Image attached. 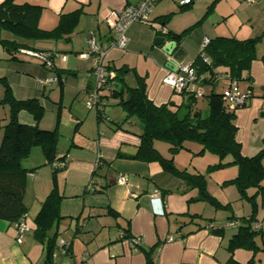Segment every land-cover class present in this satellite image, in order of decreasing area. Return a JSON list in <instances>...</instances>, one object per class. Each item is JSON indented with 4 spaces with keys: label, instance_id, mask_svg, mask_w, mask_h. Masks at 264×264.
<instances>
[{
    "label": "crops",
    "instance_id": "0c3cea01",
    "mask_svg": "<svg viewBox=\"0 0 264 264\" xmlns=\"http://www.w3.org/2000/svg\"><path fill=\"white\" fill-rule=\"evenodd\" d=\"M2 2L3 0H0V4ZM138 2L139 0H17V3L20 4L28 3L43 7L39 25L45 30L52 29L61 14H68L77 10H80L81 14L76 29L78 34L75 32L76 36L70 35L68 41L62 39L60 42H27L30 46L29 49H33V51L66 55L64 61L59 56H54L52 69H47L37 59L21 53L17 54L18 60L14 61H9L8 56L1 58L5 54L0 53V70L3 71V77L9 84L11 76L17 80H22V86L16 87L14 97L17 100L38 99L34 96L38 91V87L34 83L41 79L58 77H60L58 78L59 81L56 80L55 83L58 84L61 95H63L65 88H70L74 91L73 99L75 100L82 101L84 98L90 97L95 88L93 57L91 55L81 56L89 52L87 35L92 32L97 43L107 48L102 60L105 67L112 69L124 67L133 71V73L130 72L123 77L127 86H134V75H136L144 78L147 97L155 106L168 102L173 103V101L178 103L179 99H175L171 88L162 84V78L167 71L165 67L166 58L162 51L153 45V40L157 37L153 27H159L157 18L167 15L168 6L164 7V5L167 2L170 5L169 0H159L155 4L150 17L151 25L134 23L127 29L128 42L124 50L108 48L112 34L105 20L109 13L120 11L127 5H136ZM179 6L180 4H178ZM172 13L168 12V14ZM180 22L181 25L172 24L170 26L167 24L165 29L168 32L180 34L193 25L192 22H188L184 18ZM205 24L181 40L180 48L185 52V56L180 65L192 64L205 39L210 40L223 36V30H212L210 27H204ZM261 31V33L264 32V24ZM3 36L11 38L8 35ZM234 37L241 40L247 39L240 38L241 36ZM252 37H254L253 33L248 36V38ZM118 50L124 51L123 54L120 55ZM81 78L82 81L79 82ZM242 81L246 88L243 93H247L249 99L244 106L234 112V124L237 128L235 139L241 146L242 155L252 157L257 154L262 145L260 137L262 139L264 137V124L259 123V118L260 120L264 119V38L256 48V58L251 62L249 69L242 73ZM217 84L214 86L216 92H218L216 90ZM119 86L117 84V88H120ZM33 87L37 88L34 89ZM206 87L208 88L207 93H209L212 89L209 85H204L199 89L201 92H205L203 89ZM218 93L223 92L219 91ZM38 100L47 109V102ZM182 100L181 97L180 101L182 102ZM115 101L116 105L118 100ZM50 105L52 109L54 107L56 113L59 111L58 105L55 107L53 102ZM24 113L27 114L26 112L18 114L19 122L34 125L32 117L29 114H27L28 116L24 115ZM81 119L80 108L77 107L71 116V120L77 122V126L81 123ZM122 119L123 116L111 119L106 115L104 119L100 120L95 117L96 124L103 121L106 127L104 129L99 128L100 132H98L95 140L98 156L90 177L92 183L95 177L100 179L97 189L107 197V214L114 218L116 224L112 228H116L117 232L110 233L108 230L106 232L105 229H108L109 226H102L94 237L90 240L88 238L86 241H89L83 248L85 252L80 264H146L148 257L152 258V264H227L229 260L234 264H249L251 261L252 264H264L263 253L259 250L236 249L231 253L227 249L230 239L235 235L238 228L237 226H230V223L244 225L242 219L248 218L252 214L248 206L251 204L246 201L248 205L240 214H226V219L222 224L211 217H204L201 212L191 213L189 204L196 202H189V200L196 195L192 190L187 189L182 181L164 174L156 163L148 164L124 158L135 154L139 145L137 135L141 126L139 125V129L135 131L128 130L125 125L123 129H119L114 122H120ZM40 122L38 127L46 129ZM256 128L260 129L257 134L255 133ZM56 152L58 158L65 156L66 159L65 153H59L58 150ZM21 166L28 171L27 176L33 178L32 175L36 169L48 165L45 164L41 152L33 148L29 156L21 162ZM104 166L107 169L98 176L97 169ZM93 172L95 173L93 174ZM234 174L231 175V178H225L224 182L233 179L237 172ZM119 175L125 176V184L117 183ZM262 185H264V181ZM89 188L88 184L84 192H88ZM155 191L156 194H154ZM255 192L254 189H250L247 191V195L252 196ZM189 193L190 197L187 196ZM35 198L39 199L41 207L42 198L37 196ZM238 200L242 201L240 196ZM229 205L230 203L227 201L226 205L223 206ZM255 207L252 224L258 223L264 226V199L260 196L255 199ZM259 207L262 208L261 212ZM24 220L21 222L26 225ZM210 223L213 228H210ZM123 228L128 229V235L131 238L140 239L137 246L131 247L129 241L121 239ZM33 229L34 226L33 228L30 227V230L23 234L18 243V231L15 224L0 221V264H34L31 251L36 247H33V241L41 245L40 253L41 255L44 253L45 257L44 246L46 239L50 238L48 237L50 229L42 240H38L33 235ZM216 229L217 232H213ZM29 232H31L30 236L26 237ZM54 234L57 236V231ZM172 237L174 239L170 241L169 239ZM254 241L256 246L261 249L264 246V231L258 233ZM61 243L64 242L61 241ZM68 246L71 253L68 256L73 257L72 264H77L81 248L74 239L70 241ZM83 259H85V263H83Z\"/></svg>",
    "mask_w": 264,
    "mask_h": 264
},
{
    "label": "trees",
    "instance_id": "16d2710c",
    "mask_svg": "<svg viewBox=\"0 0 264 264\" xmlns=\"http://www.w3.org/2000/svg\"><path fill=\"white\" fill-rule=\"evenodd\" d=\"M191 6L192 1L189 5H180L179 9L183 11ZM42 11L43 7L39 5L20 4L17 3V0H3L0 4V47L8 54L9 61L18 60L17 54L21 50L33 51V49H29L30 46L27 42L56 41L59 39L68 41L81 14L80 10L61 14L57 24L52 29L45 30L39 27ZM171 15L167 14L156 20L159 21L161 29L165 30L167 38L180 46L183 37L189 34L198 23L180 34L171 33L165 29ZM3 35H8L11 38H6ZM263 37L264 32L259 36L242 40L232 35L219 36L208 40L207 45L201 48L191 66L195 70L197 87L200 88L204 85L212 87L209 93H202L201 98L206 101L205 113L197 110L198 98L190 92L179 94L183 99L179 105L168 102L155 106L147 97L144 78L134 75L135 84L132 87L124 83L123 77L130 72L133 73L132 70L124 67L119 69L106 67L107 70L115 73V78L112 81L114 90L107 91L95 83L93 91L97 93L98 97L94 108L97 120L106 117L103 109L105 100L111 98L118 100L116 105L120 106L124 112L123 119L120 122H114L117 128L123 129L124 125L131 124L130 119L133 117L140 122L141 130L137 135L139 138L137 150L134 155L124 158L148 164L156 163L164 174L182 181L187 189L196 190V196L191 198L189 202L202 201L215 207H221L219 202L207 192L203 175L189 174L186 170H179L174 166V156L182 150L189 151L186 143L194 142L200 146V150L196 154L207 151L218 157L217 164L209 167L211 171L229 165L236 166L237 175L224 184L235 186L240 199L251 204L252 214L250 217L242 219L244 225H237V232L230 239L227 249L231 253L236 249L259 250L264 256V246L259 249L254 241L260 232L252 230L253 214L256 209L255 199L257 196L264 199V185H262L264 181L262 164L264 137L262 139L263 148L255 156H243L241 146L235 139L237 128L234 124V112L229 111L225 106L223 100L225 94L216 92L214 88L218 82L214 79L218 75L214 69L218 67L225 69L223 74L225 79H235L237 82L242 80V73L249 69L251 62L256 58V48ZM204 59L209 60V62L205 63ZM42 66L45 65L42 63ZM52 67H47V69H52ZM58 78L55 79L59 81ZM117 84L120 85V88H117ZM0 85L3 88L0 105H8L10 110V117L2 127L0 142V221L16 224L24 220L27 214V207L23 200L28 171L22 168L21 162L29 156L33 148H39L45 164L52 168L53 174H56L62 168H54V163L62 162L65 167L66 160L65 156L57 157V129L48 130L38 127L46 110L39 100H17L4 77L0 78ZM20 112L29 114L34 125L20 123L18 120ZM59 116V111H57V124L59 123ZM156 141L168 145L170 158L162 157L154 148ZM90 185H92L91 182L89 187ZM250 189L256 191L252 196L247 195V191ZM60 200L61 196L53 188L43 201L33 221V235L38 240L44 239L47 231L59 219L63 218L59 212ZM224 208L226 206H223ZM209 226L213 228L211 223ZM213 232H217V229ZM55 237L56 234L53 238L46 239L43 264H54L52 253ZM121 239L131 240L127 228H123ZM67 253L71 255L70 248H68ZM146 264H152V258L148 257ZM227 264L234 263L229 260ZM249 264H252V261Z\"/></svg>",
    "mask_w": 264,
    "mask_h": 264
},
{
    "label": "rangeland",
    "instance_id": "374dc122",
    "mask_svg": "<svg viewBox=\"0 0 264 264\" xmlns=\"http://www.w3.org/2000/svg\"><path fill=\"white\" fill-rule=\"evenodd\" d=\"M169 1L171 4L169 5V2H167L164 7L168 6L167 14L168 12H173L167 23L170 26L172 24L181 25L182 23L180 21L184 18L188 20V22H192L193 25L198 23L190 33L197 28L200 29V27H203L206 23V26H204L206 28L210 27V29L216 31H218L217 29L223 30L224 37L233 35L236 37L241 36L240 38H248L251 33H253L254 37L262 34L261 28L264 24V0H253L254 4L252 5H248L246 0H192L193 5L189 9H185L183 11H181L178 7L181 0ZM56 24L57 23H55V25ZM78 25L79 23L71 33L72 36H76L78 34V32H76ZM41 41H44L45 43L47 41L55 42V40ZM56 41L60 42L62 39ZM195 50L196 49H194V51ZM118 51L120 55L124 52L120 50ZM0 53L5 54L4 57L1 58H7L8 54L1 47ZM214 72L218 75L224 74L225 69L223 67H218L214 69ZM78 77L80 78L81 76ZM0 78H3L2 70H0ZM21 81L22 80H17L14 76L13 78L11 76L10 84L7 81L13 95L16 93V87L22 86ZM81 81L82 78L79 82ZM218 81L219 83L217 84L218 86L216 90L218 92L222 91L223 94H227V79H220ZM38 82L34 83L38 87H36L38 91L34 96L47 102V109L40 124L48 130H52L54 128L57 129L56 146L59 153L62 152L66 154V166L64 169L62 168L61 170H58L56 174H53L50 166H42L35 170V173L32 175L34 176L33 178H29V176H27L23 201L28 211L26 220L24 221H26V227L29 230L30 227L33 228V220L38 213L41 204L39 203V199H36L35 197L37 196L38 198H42L41 202H43L50 191L55 188L57 193L61 196L59 212L60 216L64 218L59 219L48 232V237L50 238H53L55 231L58 233L54 240L52 260L54 264H72L74 261L73 257L62 254L63 247L61 245V241L66 243L68 246L70 241L74 239L75 243L81 248V251L78 250L81 254L78 256L79 259H77L78 261L76 262L77 264H80L82 258L84 257L83 255L85 251L83 248L85 247V244L90 240V238L94 237L95 234L98 233L102 226L110 227L105 229L106 232L107 230L110 233L117 232L116 228H112V226L116 224L114 218L107 214V197L105 194H101L97 189V184L100 182V179L95 177L93 179V183L91 181L92 185L94 184L93 187L90 185L88 192H84L86 186L90 183L91 172L94 170V166L97 162L98 151L95 140L98 132H100L99 128L104 129L106 124L103 121L96 124L94 108H87V103H90V97L84 98L82 101L75 100L73 99L74 91L70 88H65L62 93L63 95H61L57 83L54 82L51 85L43 86L40 81ZM238 88L242 93L246 91L242 80L238 81ZM203 90L206 93L208 92L207 87ZM205 92L203 93L206 94ZM2 96L3 88L0 85V100ZM174 97L175 99H179L178 103L173 101V103L178 105L181 102V96L174 93ZM52 102L55 107H57L56 105L59 107L60 120L58 124L57 113L54 110V107L52 109L50 105ZM115 103L116 101L111 98L105 100V114L111 119L119 118V116L124 117L122 108L115 105ZM77 107L80 108L82 119L80 120L81 123L76 126L77 122L72 121L71 116ZM196 108L197 110L204 112L206 110V101L203 98H198ZM24 115L27 114L24 113ZM9 117V106L1 104L0 127H3L7 123ZM130 121L131 124H127L125 127L131 131L138 130L140 122L137 118L133 117ZM259 123H262L263 125L264 119L260 120L259 118ZM259 131V128L255 129L256 134L259 133ZM1 138L2 128H0V140ZM260 140L262 145L257 153L263 148L262 137H260ZM186 146L190 148V151L182 150L176 154L173 158L174 166L179 170H186L189 174L203 175L207 192L221 205L219 208L209 203L199 201L189 204L190 212H201L204 217H211L220 224L224 222L228 214H240L243 209L247 207L248 203L245 200H238L239 195L235 186L224 184L225 178H231V175L234 173L236 174L237 167L229 165L219 170L211 171L209 170V167L217 164L218 157L207 151L202 154H196L200 150V146L197 143L188 142L186 143ZM154 148L161 154L162 157L167 159L170 158L168 145L166 143L156 141L154 142ZM36 149L40 151L39 148ZM262 163H264V156ZM106 169V166L97 169L98 176L99 174H103V171ZM192 191L194 192V195H196V190L193 189ZM187 196L190 197V193ZM227 201L230 205L223 209V205H226ZM248 206L252 211L251 206ZM258 209L261 212L262 208L259 207ZM76 229L78 230L77 232ZM30 233L31 232L26 234V237H29ZM88 238L89 240L86 241ZM33 243V247H36V249L34 248L31 251L33 263L43 264L44 253H42V255L40 253L41 245L35 241H33Z\"/></svg>",
    "mask_w": 264,
    "mask_h": 264
},
{
    "label": "built area",
    "instance_id": "2783aa9c",
    "mask_svg": "<svg viewBox=\"0 0 264 264\" xmlns=\"http://www.w3.org/2000/svg\"><path fill=\"white\" fill-rule=\"evenodd\" d=\"M159 0H139L136 5H127L120 11H111L106 18L105 22L112 34V40L108 45V48H117L120 50H124L126 48L128 39L126 37L127 29L134 23H140L145 25H151V14L153 11V7ZM248 5L254 4L253 0H246ZM191 0H181L179 4L181 6L189 5ZM157 30H161L165 32V30L161 29L159 26ZM87 43L89 47V52L87 54L82 55L81 57H87L91 55L93 57V74L95 76L96 85L102 86L105 90L110 91L114 90L112 86V81L115 78V73L111 70H107V68L102 64V60L107 52L106 47L100 46L95 38L94 33L90 32L87 35ZM208 43V40L205 39L202 48H204ZM21 54L37 59L41 63H43L46 67H52V58L54 56H59L61 60H65V56L63 55H51L49 53H41L34 52L29 50H21ZM205 63H208L209 60L204 59ZM215 80L225 79L223 74L217 75L214 77ZM40 83L44 86L49 85L56 81L55 78H47L45 80H39ZM229 87L227 94L224 95V104L229 111L235 112V110L241 108L245 105L246 101L249 99V95L247 93H242L239 91L237 80H228ZM162 84L171 88L174 93L180 94L182 92H190L195 94L197 98L202 97V92L197 87V77L195 74V70L191 65H178L176 71H170L167 69L165 75L162 78ZM263 96H264V88H263ZM97 93L93 91L90 94V103H87V108H95V104L97 103ZM54 168L61 169L64 167V163L57 162L53 165ZM126 179L125 176L119 175L117 177L118 184H125ZM157 192L155 191L154 194ZM230 226L236 227V223H230ZM15 227L18 231L17 242L19 243L21 237L24 233L28 232L29 229L26 227L25 223H16ZM252 230L262 232L264 231V226L262 224H252ZM174 238H170L169 240H173ZM139 238H131L129 244L131 247L137 245L139 243ZM63 250V255H68L67 250L69 246L65 243H61ZM85 260V259H83Z\"/></svg>",
    "mask_w": 264,
    "mask_h": 264
},
{
    "label": "water",
    "instance_id": "95a60500",
    "mask_svg": "<svg viewBox=\"0 0 264 264\" xmlns=\"http://www.w3.org/2000/svg\"><path fill=\"white\" fill-rule=\"evenodd\" d=\"M155 29L157 37L153 40V45L158 47L166 58L165 67L170 71H176L177 66L183 62L185 52L176 42L167 38L166 32Z\"/></svg>",
    "mask_w": 264,
    "mask_h": 264
}]
</instances>
